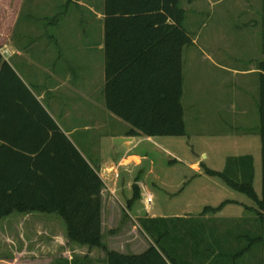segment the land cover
Instances as JSON below:
<instances>
[{
    "label": "rangeland",
    "instance_id": "374dc122",
    "mask_svg": "<svg viewBox=\"0 0 264 264\" xmlns=\"http://www.w3.org/2000/svg\"><path fill=\"white\" fill-rule=\"evenodd\" d=\"M73 1L75 0H21L20 19L14 38L24 46L32 45L41 37L42 30L53 33L55 22L62 23L65 37L63 52L73 62L80 65L83 63L86 69L91 66L92 69L86 71L88 74L94 71L92 78L89 76L91 85L85 87L91 92H74L66 85L68 78L61 75L48 76L51 68L41 67L33 54L31 59L25 56H12L8 59L25 84L35 91L40 88L37 84L53 87L58 83L57 91L51 97L48 95L43 100L44 104L50 108L49 103L52 105L50 101H53L59 106L57 111L53 109L55 117L68 130L74 128L69 132V137L95 168H101L96 165V161L101 158L107 165L103 168L115 166L121 160H118L119 153L124 148L121 145L114 147L113 135L125 134L130 125L112 114L104 105V52L94 48L100 30L103 33V19L97 18L102 14L103 0H80L94 9V15L83 5L78 7ZM179 5L185 10L183 25L192 37V42L182 50L181 103L186 134L155 136L160 147L142 143L136 151H141L152 161L135 165L132 163L134 159L130 158L126 161L127 164L116 166L119 175L115 190L104 184L101 200L108 197L120 199V209L125 216H140L131 221L134 225H140V218H146L149 214L169 218L161 226L162 230H168L170 234L163 241L170 243L173 236L180 234L188 236L193 248L197 247L205 253L212 250L210 254L199 255L206 264H264V226L262 229L257 227L261 223L255 218L248 222L251 230H244V219L238 204H226L223 213L212 220L207 236L204 230H198V224L203 218L193 215L199 211L194 203L203 198L197 199L192 195L194 190L190 189L193 185L191 174L194 172L189 165L196 152L206 150L213 156L210 160L212 167L216 170L223 169L220 168V158L244 153V148L232 146L233 141L234 145L238 144L245 132L258 130L259 71L256 65L263 58L261 0H179ZM81 42L89 51L77 50L78 43ZM1 51L5 53L6 49L2 48ZM98 59L101 61L100 76L92 67L97 66ZM98 79L100 88L97 91ZM94 100L100 101V106ZM175 157L180 161L173 162ZM258 165L260 167V163ZM145 168H152V176L160 175L165 180L156 181L149 177L146 187H140V197L127 208V200L133 197L132 184L136 177L145 174ZM255 169L261 172V168ZM206 180L212 187L221 183L215 177ZM216 193L220 199H241L238 192L224 184ZM211 198L213 204H216L217 197ZM209 200H206L207 203ZM49 216L13 213L0 220V264H45L47 246L52 244L49 241L58 238H52L47 232L57 231L60 236L62 224L64 225L61 218ZM194 225H197V230L190 229ZM196 231L199 233L196 236L197 244L191 240ZM258 235L262 236V242H254L248 250L242 252V248L250 244L247 237ZM188 258L190 254L187 249L184 259ZM37 259L42 261H36Z\"/></svg>",
    "mask_w": 264,
    "mask_h": 264
},
{
    "label": "trees",
    "instance_id": "16d2710c",
    "mask_svg": "<svg viewBox=\"0 0 264 264\" xmlns=\"http://www.w3.org/2000/svg\"><path fill=\"white\" fill-rule=\"evenodd\" d=\"M103 14L105 107L130 125L127 135H185L182 50L192 42V37L183 25L185 10L179 0H103ZM260 15L264 54V0ZM257 68L261 194L253 186L251 155L228 157L222 171L206 169V172L255 203V218L262 229L264 58L257 61ZM103 185L96 168L0 52V220L13 213L55 215L64 223L67 241L102 249L106 254L104 264H206L199 256L204 250L193 248L188 236L179 233L170 243L163 241L170 234L161 226L169 218H140L141 227L154 243L145 252L124 255L109 250L101 233ZM132 188L133 197L127 200V208L140 197L139 185L135 182ZM230 201L205 206L203 212L216 213ZM247 238L250 244L242 252L254 242H262L261 235ZM197 239L195 234L191 238L196 244ZM187 249L188 260L184 259ZM88 258V255L74 256L71 263L82 264Z\"/></svg>",
    "mask_w": 264,
    "mask_h": 264
},
{
    "label": "crops",
    "instance_id": "0c3cea01",
    "mask_svg": "<svg viewBox=\"0 0 264 264\" xmlns=\"http://www.w3.org/2000/svg\"><path fill=\"white\" fill-rule=\"evenodd\" d=\"M73 2L78 7L84 6L85 9L90 11L92 14L93 13L95 14V11L91 6L84 4L80 0H75ZM20 3H21V0H0V41H1L0 52L3 55L4 59L8 61V63L13 67V69L16 71V73L21 78V75L18 73L16 67L10 62L8 58L12 56H17V57L22 58L25 56L26 58L29 57L31 59L32 57L31 54H33L36 57V59L41 63L40 64L41 67H44V68L47 67V69L51 68V71L50 70L48 71L49 72L48 76L51 77V75H54L53 77H56V75H61L65 78H68V82L66 83V85L68 84V86L71 87V90H73L74 92H78V93L91 92V90L87 91L85 87H89L91 85L92 82H91V79L89 78L90 77L92 78V74L94 73V71L92 73L89 72L90 74H88L86 71H89L88 69H92L91 66H89V68L86 69L83 63L80 65V63L77 64L73 62L71 59L68 58V54L63 52L62 44H63V40L65 37L62 31L63 30L62 23L55 22V24L53 25L54 29L51 27V29L55 30L53 33L51 32L48 33L47 31L42 30V32L40 33L41 37L38 38L37 42L36 41L33 42L32 45L27 44V46H24V44H20L17 41H15L14 31L20 19V13H19L20 7H21ZM260 12H261V9H260ZM97 18L98 20L104 19L103 10H102V14H99ZM59 26H60V29H59ZM102 31L103 33H101V30L99 32L100 36L97 39V43L94 48L97 50H103L104 52V40H103L104 23L102 26ZM26 35L27 33H25V36ZM28 36H30V34ZM78 44L79 46L78 45L77 46L79 48L81 45V49L77 48V50H79L80 52H83L82 50H84V52L89 51L88 48L83 47L82 42ZM51 46H53L54 48H52ZM2 48L6 49L5 53H2L1 51ZM90 49H92V47ZM86 56H89V54H86ZM263 58H264V54H263ZM99 60L100 59H98L97 66L94 67V65H92V67L94 70L96 69L98 71L97 73L100 76L99 72L101 70V61L99 62ZM50 73H53V74H50ZM72 77H74L75 79H73ZM85 77H88V78L86 79ZM37 85L40 87L38 88V91H35L32 87H29L28 85L27 86L36 95L37 99L43 104L47 112L54 119V121L57 123L60 129L71 140V138L69 137V132H72L74 128H72L71 130H68L65 127L64 123L58 121V119L55 117L54 111H57V109H59V106L53 101H50L52 103V105L49 103L50 108H52L50 109L49 106H46L43 102V100L48 95H49L48 97H51V94L57 91L58 83H55L53 87L51 86L49 87L46 84H42V85L37 84ZM96 88H97V91L100 88L99 79L96 82ZM97 97H96V100H97ZM96 100H94L95 104L100 106V101L97 102L98 100L97 101ZM127 131L125 132V134L113 135V138L130 136V135H127ZM130 137H132L131 140L125 141L120 144L124 148V150L123 152L119 153L118 160H120V158L121 160L117 163V165L115 166L112 165V166L103 168L104 166H107V165L105 164L103 160H101L102 159L101 156H99L101 159L96 161L97 167H101L98 169L96 168V170L100 178L102 179L103 184L110 186L111 189L115 190L117 178L119 175V171H118V168H116V166H122V165L127 164L126 161H128L130 158L134 159L135 162L133 161L132 163H134L135 165H139L140 163L144 164L145 161L147 162L148 160L152 161L148 158L147 155H144V153H141V151L140 152L136 151L137 148H139V146L142 143L146 142L149 144H153L156 147L161 146V144L158 141H156L154 137H148V136H143V135H136V136H130ZM72 143L76 146V144L73 141ZM232 144L234 148H244L243 149L244 153L225 155V157L220 158V164L222 165V167L220 168L224 169L225 164H226V159L228 157L251 155L253 158V168H254L253 186H254L256 193L260 196L261 194V172H259L258 169L257 171L255 169V168H261V143H260V136L258 134V130L257 132L253 130L245 132L243 136L240 138V143L238 142L239 145L237 143L234 145V141ZM118 146L114 145V147H118ZM76 148L78 149L77 146ZM193 158L194 160L190 161V164H189L191 170L194 172V174L193 173L191 174L193 185L190 187V189L194 190L192 195L195 198L197 199L203 198L202 201H199L198 203H194L197 206L196 209H198L199 211L195 212L194 214L192 213L195 217L203 218V220L200 221V224H198L199 225L198 230H204L206 232L205 236H207L209 227L213 223L212 220L214 218L217 219L218 217L217 215H221V213H223L222 212L223 208L226 205H224L222 209H220L216 213H211L209 211L203 212L204 207L208 205L217 206L225 200H231L229 204L236 203L240 206L241 217H243L242 219H244L242 228L244 230H251L250 224H248V222L253 221L252 219H255L256 217V212L253 210L256 208L255 203L250 198H248L245 194L238 192V191L236 192H238L241 195L240 200L238 199L235 200L233 198L220 199V197L217 196L218 193L216 192L222 189V184H224L225 186L227 185L220 178L208 174L206 172V169H211L215 171H222L223 169L216 170L214 169V167H212L210 160H212L213 156H210L206 150H202L200 153L196 152ZM86 160L89 162V164L93 168H95L87 158ZM173 160H175L173 162L180 161L179 158L177 157H175ZM258 163H260V167ZM128 169L130 170L131 168H128ZM132 169L134 170L135 168H132ZM142 169L144 170V168H139V170H142ZM153 171L154 170L152 168H145V172H144L145 174L142 177L135 178V182L139 185V187L145 188L146 181L149 177H151L152 179L156 181L165 180L163 179V176L161 177L160 175L152 176L151 174L153 173ZM209 177L210 178L215 177L219 179L222 184L218 182L216 183V187H212L209 181L206 180V179H210ZM212 189H216L217 191L214 192ZM102 192L103 191H101V195H103ZM196 195L199 197H196ZM212 196L217 197L216 199L217 201L215 202L216 204H213V201L211 198ZM208 199H210L208 201L209 203H207L206 201ZM229 204L227 203V205ZM121 205H122V202L118 198L113 199L112 197H108V198H105V200H101V233L103 236L102 240L109 250H113V251H116L124 255L141 254L149 248L150 244H154L153 240L148 235V233H146V231L141 227V225H139L138 223L136 225L132 224L131 221L136 220V217H140V216H138V214L135 216H133L132 214H129L130 218H128L127 216H125L123 211H121L120 209ZM147 216L150 218L158 217L156 214H149ZM159 217H164V216H159ZM195 226L197 225L191 226L190 228H193L195 230L196 229ZM49 232L47 233L52 238H55V237H58V238H56L55 241L53 240L49 241V242H52V244L51 246H47L48 249H46V254H45L46 257L44 258L45 264H72L71 261L74 256H84V255H88L89 258L83 261L82 264H104L103 260L105 259L106 254L102 249H99L96 247L89 248L88 246H80L77 244L68 245L66 242L67 239H66V233H65L63 224H62L60 236L58 235L57 231L50 230ZM194 233H195V236H199V233L197 231ZM59 256H62L64 259H57ZM36 261H42V259H37Z\"/></svg>",
    "mask_w": 264,
    "mask_h": 264
},
{
    "label": "water",
    "instance_id": "95a60500",
    "mask_svg": "<svg viewBox=\"0 0 264 264\" xmlns=\"http://www.w3.org/2000/svg\"><path fill=\"white\" fill-rule=\"evenodd\" d=\"M131 139H132V137H130V136H128V137H115L113 139V142H114V145L118 146L121 143L128 141V140H131Z\"/></svg>",
    "mask_w": 264,
    "mask_h": 264
},
{
    "label": "built area",
    "instance_id": "2783aa9c",
    "mask_svg": "<svg viewBox=\"0 0 264 264\" xmlns=\"http://www.w3.org/2000/svg\"><path fill=\"white\" fill-rule=\"evenodd\" d=\"M150 200V199H149Z\"/></svg>",
    "mask_w": 264,
    "mask_h": 264
}]
</instances>
